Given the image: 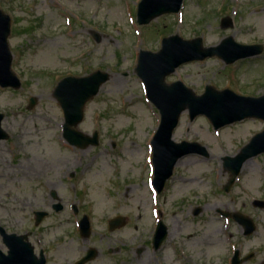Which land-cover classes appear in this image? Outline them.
Here are the masks:
<instances>
[{
  "label": "rangeland",
  "instance_id": "374dc122",
  "mask_svg": "<svg viewBox=\"0 0 264 264\" xmlns=\"http://www.w3.org/2000/svg\"><path fill=\"white\" fill-rule=\"evenodd\" d=\"M139 1L0 0V9L11 19V68L21 81L17 90L0 88L2 127L9 134L8 140L0 141V226L29 235L36 253L43 240L48 264H66L86 247L99 251L89 264H115L120 255H106L108 247L119 252L120 240L132 238L133 247L149 243L157 207L173 211L170 225H184L185 234L199 233L207 224L219 230L222 257L229 252L222 247L227 248L224 237L241 232L234 223L226 231L221 212L248 215L257 224L256 241L263 245L264 208L255 207L253 200L264 201V154L248 160L228 192L223 188L230 174L222 159L235 156L264 129V121L244 119L214 130L205 117L191 121L184 111L174 141L197 142L208 155L183 157L154 203L148 182L153 177L150 142L160 116L147 101L134 69L139 50L156 52L163 37L175 34L200 37L204 47L227 36L240 44L264 46V0H184L179 13L162 15L147 25L136 22ZM223 22L231 23L223 28ZM95 70L108 72L110 78L85 105L84 118L75 129L87 135L97 132L98 145L80 149L62 137L64 117L52 91L63 77ZM177 80L197 95L205 85L263 95L264 50L230 66L216 57L183 64L165 79ZM30 97L36 104L28 108ZM50 192L57 194L62 211L51 209L55 201ZM204 203L202 213L194 217L193 210ZM72 206L79 209L77 215ZM37 210L48 216L35 227ZM83 214L90 219L88 239L77 230ZM115 215L128 217L129 223L108 239L106 222ZM9 217L15 222L10 224ZM0 249L6 251L1 237ZM148 252L144 247L142 258Z\"/></svg>",
  "mask_w": 264,
  "mask_h": 264
},
{
  "label": "water",
  "instance_id": "95a60500",
  "mask_svg": "<svg viewBox=\"0 0 264 264\" xmlns=\"http://www.w3.org/2000/svg\"><path fill=\"white\" fill-rule=\"evenodd\" d=\"M183 0H141L138 5L137 18L139 24H148L151 20L170 13H177ZM10 34V18L0 10V85L2 87H20L19 79L11 70L12 55L8 47ZM98 40V37H97ZM261 45H241L232 37H227L214 47H203L201 38L183 40L177 35L163 38L161 49L156 52L141 51L136 73L144 81L149 99L158 108L161 115L160 126L153 138L155 166L154 184L160 190L177 160L189 153L205 154L206 149L196 142L176 143L172 140V133L178 123L180 114L188 109L190 119L198 115L206 116L215 129L241 121L245 118L264 120V96L253 98L239 96L230 90L218 91L212 86H206L201 95H195L192 90L180 82L166 84L164 79L176 67L191 61H201L217 56L231 64L238 59L252 57L262 52ZM109 79L104 71H95L82 77H65L60 80L53 90V97L59 103L64 114V137L72 145L84 148L98 143L97 133L88 136L77 131V125L83 119L85 104L92 99L100 87ZM36 100L30 99L29 107L34 106ZM0 114V125L3 119ZM7 135L0 126V139ZM264 153V130L256 134L250 142L241 149L234 158H226L224 166L229 169L233 181L239 173L242 164L251 157ZM228 187L226 188V190ZM261 207L264 203L258 202ZM56 210L60 207L57 205ZM45 212H36L35 225L45 217ZM246 228V232L253 230L251 220L240 214L233 216ZM122 225V218L110 221V230ZM3 241L9 248L8 254L0 252V264H45L42 254L37 258L32 247L23 242L24 237L14 234L7 235L2 229ZM81 234L89 235V225L86 218L81 220ZM96 251L91 249L79 264L93 259Z\"/></svg>",
  "mask_w": 264,
  "mask_h": 264
},
{
  "label": "flooded vegetation",
  "instance_id": "af4514ba",
  "mask_svg": "<svg viewBox=\"0 0 264 264\" xmlns=\"http://www.w3.org/2000/svg\"><path fill=\"white\" fill-rule=\"evenodd\" d=\"M8 139L9 135L6 140ZM172 178L173 175L165 183L162 191L166 189L167 184ZM162 191L158 192V194L162 193ZM50 196L55 201V203H52L50 205L51 209L53 210V206L57 204L60 207L59 210L62 211L63 206L57 194L54 196L53 192H50ZM26 201L28 202V200ZM205 206L206 203H204V205L202 206L200 205L196 207L193 210L192 215L194 217L200 215ZM72 207L75 211L74 215H77L79 209L76 206ZM197 208L199 212L198 214H194ZM165 212L166 214L159 212V219L153 222L149 243L145 244L143 247H138V245H136V247H133L130 245L136 244L135 238H132L130 241L123 239L120 240L121 251L113 252L112 248L108 247L106 255L110 256L119 254L120 257L114 258L117 261L115 262V264H129L132 261H134L136 264H264V242L263 245H261L260 242L256 241L257 238L254 236V234L257 232V224L254 220V228L250 234H247L245 232V228L239 222L234 221L231 218L227 220V230L229 229L230 224L234 223L239 227L241 235L233 236L229 234L227 237H224L225 241L223 242L226 244L227 248L225 246L222 247L225 248V251L228 250L229 252L224 257H222L220 246L222 244L221 239L216 236V233L219 230L213 229L207 224L206 226L202 227L201 230H199V233L185 234L184 231L186 230V227L184 225H180L177 227H175L174 225H170L169 221H172L170 219V215L171 217H173L175 213L168 210L167 208ZM236 213L239 212L237 211ZM163 214H165L166 216L165 219H163ZM7 221L12 224L15 222V219L9 217ZM128 223L129 220L128 217H126L125 225L119 229L124 228L128 225ZM112 232L109 231L107 227V234H104V237L110 239L109 234H111ZM11 233L16 232L12 231ZM16 234L27 235L25 232ZM144 247H146L149 252L148 255L145 256V258H142ZM89 248L91 247H86L82 255L71 260H67L66 264H77L78 261L86 254V251ZM40 251H42V254L46 259V264H48V251L44 247L43 240L42 249H40L39 252ZM130 255L131 257H128ZM95 259L93 261H95ZM91 262H88L87 264Z\"/></svg>",
  "mask_w": 264,
  "mask_h": 264
},
{
  "label": "bare ground",
  "instance_id": "6f19581e",
  "mask_svg": "<svg viewBox=\"0 0 264 264\" xmlns=\"http://www.w3.org/2000/svg\"><path fill=\"white\" fill-rule=\"evenodd\" d=\"M248 163V161H246L243 166H242V169H244L246 167V164Z\"/></svg>",
  "mask_w": 264,
  "mask_h": 264
}]
</instances>
